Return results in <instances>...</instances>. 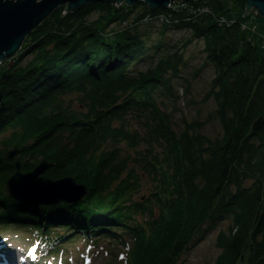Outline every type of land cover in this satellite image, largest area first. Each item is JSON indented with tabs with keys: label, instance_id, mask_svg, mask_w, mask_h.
<instances>
[{
	"label": "trees",
	"instance_id": "1",
	"mask_svg": "<svg viewBox=\"0 0 264 264\" xmlns=\"http://www.w3.org/2000/svg\"><path fill=\"white\" fill-rule=\"evenodd\" d=\"M196 3L223 15L231 3L243 8L245 1ZM92 5L65 17L63 7L57 9L27 36L12 68L0 70V140L10 134L0 141V157L16 149L24 172L46 161V177H73L88 196L77 205L31 213L0 198V226L34 230L45 245L38 255L44 264L46 255L58 253L57 243L77 237L94 245L99 239L118 242L125 249L120 264H177L202 228L229 221L227 234L217 237L216 264H264V58L253 39L237 24L218 28L209 15L172 13L171 25L190 32L182 48L201 40L205 60L214 67L204 102L214 100L221 136L210 141L195 134L199 123L177 134L158 108V98L177 99L173 82L183 53L157 56L159 42L148 55L151 49L137 28L111 30L113 37L104 39L100 33L112 23L132 13L139 18L133 12L139 5L115 10L95 4L103 13L89 25L82 16ZM22 54L31 55L24 65ZM71 96L75 109L65 100ZM128 119L141 123L162 148L160 157L150 149L142 157L141 170L151 175L153 189L135 202L130 194L139 177L118 146L135 148L144 139L127 129ZM13 172V162H2L0 188ZM51 227L64 232L51 234Z\"/></svg>",
	"mask_w": 264,
	"mask_h": 264
},
{
	"label": "rangeland",
	"instance_id": "2",
	"mask_svg": "<svg viewBox=\"0 0 264 264\" xmlns=\"http://www.w3.org/2000/svg\"><path fill=\"white\" fill-rule=\"evenodd\" d=\"M41 1L42 0H38L37 3ZM193 2H197V0L171 1L169 2L167 8L157 10V13L153 15L151 14L152 11L148 8V6L142 3L141 0H139L135 5H133H139L136 10L133 11L138 12L139 18H137L136 15L132 13L128 16L127 20L121 23H112L102 33H100V36L104 39H110L114 35L111 33V30L114 32L122 33L127 29H130V31H132L137 28L136 31H138V33L142 36V39L146 42L149 49L156 46L159 42L163 43V49L160 50V54H158L157 56L162 55V53H174L176 50L182 52L184 63L180 68V77L173 82V93L177 96V99L158 98V108L163 114L168 117L172 129L177 134L184 131L186 124L199 123L202 126L200 129L195 130V134L203 136L210 141H214L221 136V128L218 120L214 115L216 105L213 99H209L207 102H204L205 96L208 94V91L212 87L211 83L214 77V67L209 63V61L205 60L206 56L202 52L201 40H194L190 45H188L184 49L182 48L184 43L189 40L190 32L188 31V29H181L175 27L174 25H171L172 21L174 20L172 13L181 14L182 16L185 15V17H187V15H197V17H199L200 15H209L214 24L221 29H229L237 24L246 39L250 41L253 39V43L258 47L257 49L262 53L263 58L264 19L259 16L258 11L254 8H251L250 10L245 12V3L243 5V8L241 6L239 7L238 5H235L234 3H231L230 5H234L233 7H231V12L221 15L215 14L210 9V7L204 3H202V5L193 6ZM91 4L93 5L90 8L88 7L89 12L84 14L85 16H82V18L85 17L84 20H86L85 22L89 23V25L98 21V15L103 13L102 11H100L101 8L95 5H102L103 3ZM88 5L90 4H87L86 6ZM110 5H112V8H114L115 10H119L120 7L125 6L124 2H121L119 5ZM62 7L63 10L60 12V16H73V12L66 11V6ZM239 9L241 10L240 13L237 12L239 11ZM165 15L169 17L164 18ZM49 16L47 18H49ZM185 20H188V18H185ZM235 21H237V23H235ZM40 25L41 24H39V26ZM162 25H167L171 29L162 32ZM26 38L24 40H26ZM22 46L23 45H21V47ZM148 53V55H152V49ZM22 57H24L21 63L22 65H24L31 59V55H23ZM14 59L15 58H11L2 62L3 64L0 66V70L3 68H5V70L12 68ZM145 59L146 60L143 61V63L149 61V56ZM143 63H140V65H142ZM65 100L67 102L71 101L72 107L74 109L77 108L75 97H67L65 98ZM128 120L129 122L126 124L127 129L131 133L139 135L140 138L144 139V141L137 143V146L135 148L127 147V145H125L124 143H121L118 146L121 149V155L123 157H126V155H128L133 161L131 165L129 164L130 166L128 167V169L134 171L137 178L139 177L137 181V190L130 194V200L135 202L139 201L140 198L143 199L153 189L151 183V175H148L145 171L141 170L142 168L140 167V165L142 164V157L146 156L147 149H150L153 154H158L162 151V148L161 146H159V143L156 142V140L151 139L148 136V130H145L142 127L141 123L137 122L136 120ZM9 135L10 134L7 133L2 137L0 141L8 138ZM10 150L11 149H8L7 151ZM7 151H5L2 158L0 157V159H2V162L3 160H5V154ZM134 151L135 153H133ZM160 156H162L161 153L159 154V157ZM14 159L17 160V155ZM13 161L14 160L12 159L9 160V162ZM31 162H33V160H31L30 163ZM46 164L49 167V164L47 162ZM38 165L39 163L33 169H35ZM24 169L25 165H22L20 173H28L24 172ZM45 172L42 175L43 177H46L44 175ZM125 176L126 173H123L121 176V180L125 179ZM70 178L74 179L73 177ZM2 188H0V198H8L4 188ZM32 195L35 197L33 191ZM25 208L28 209V213H31L32 208ZM141 223L142 221H139V224ZM229 225V221H225L216 224L215 227L210 230L207 229L206 226L202 228L190 243V248L180 256L177 264H216V259L221 253V249L217 247V237L220 233L227 234V228ZM57 228L58 227H51L48 229V232H50L51 234H59L64 232V228ZM34 234H36L34 230L26 228L25 225L12 224L11 226L8 225L7 227L0 226V244L2 246L1 250L5 249V253L0 252V258L3 255L9 254V252L14 250L18 253V256H20V258L24 262L30 264L29 260L24 259L28 256H24L23 252H27L30 247L34 245ZM53 235L55 236L56 234ZM86 242V239L77 237L76 240H68L59 244L57 243L53 251L58 250V253H55L54 255H52V253H49L48 255H46L45 259L51 264L52 261L54 264H120L119 261L123 260L121 259V255H125V249H123L118 242L108 241L107 239H99L97 240L95 245L91 244V242L89 244H87Z\"/></svg>",
	"mask_w": 264,
	"mask_h": 264
},
{
	"label": "water",
	"instance_id": "3",
	"mask_svg": "<svg viewBox=\"0 0 264 264\" xmlns=\"http://www.w3.org/2000/svg\"><path fill=\"white\" fill-rule=\"evenodd\" d=\"M0 0V65L14 58L20 51L24 39L36 29L53 11L66 6V11L75 12L87 4L103 3L125 6L135 5L139 0ZM151 11L167 8L175 0H141ZM188 1V0H182ZM245 12L254 8L264 19V0H245ZM16 149L5 154V160H14V173L4 185L11 200L22 207H58L77 205L88 196V189L78 185L75 179L64 177L51 180L43 177L48 168L45 161L28 173H20L21 164L15 160ZM2 159H0V164ZM32 191L35 197L32 195ZM1 242V241H0Z\"/></svg>",
	"mask_w": 264,
	"mask_h": 264
},
{
	"label": "bare ground",
	"instance_id": "4",
	"mask_svg": "<svg viewBox=\"0 0 264 264\" xmlns=\"http://www.w3.org/2000/svg\"><path fill=\"white\" fill-rule=\"evenodd\" d=\"M110 7H112V5H110V4H108ZM192 5L193 6H196L197 5V3L196 2H193L192 3ZM124 7H127V6H124ZM130 7H133V6H130ZM130 7H127V8H130ZM237 21H235V23H236ZM3 64V63H2ZM1 64V65H2ZM0 65V66H1ZM3 162L5 163V162H9V160H3ZM8 180V179H7ZM6 180V181H7ZM6 181L4 182V184H3V188H4V185H5V183H6ZM5 190V189H4ZM12 257H13V259H11V258H8V259H2V258H0V264H22V262H21V260H20V258H19V256L18 255H16V254H13L12 255ZM26 264V263H25Z\"/></svg>",
	"mask_w": 264,
	"mask_h": 264
}]
</instances>
